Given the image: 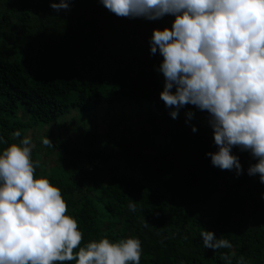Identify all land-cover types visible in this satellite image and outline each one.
Returning a JSON list of instances; mask_svg holds the SVG:
<instances>
[{
    "label": "trees",
    "instance_id": "obj_1",
    "mask_svg": "<svg viewBox=\"0 0 264 264\" xmlns=\"http://www.w3.org/2000/svg\"><path fill=\"white\" fill-rule=\"evenodd\" d=\"M173 19L117 17L99 0H72L59 12L50 0H0V150L17 130L23 137L53 124L72 135L63 141L57 133L52 147L32 149V159L40 162L36 175L60 188L82 246L135 237L140 264H225L222 253L234 254L233 264L241 256L264 264V183L247 174L255 159L233 147L243 173L214 167L207 112L186 105L173 119L160 99L162 57L149 41ZM143 99L148 128L128 115L102 132L83 126L99 109L107 118L119 106L138 113ZM71 112L79 133L72 121L58 123ZM203 229L232 248H204Z\"/></svg>",
    "mask_w": 264,
    "mask_h": 264
},
{
    "label": "clouds",
    "instance_id": "obj_2",
    "mask_svg": "<svg viewBox=\"0 0 264 264\" xmlns=\"http://www.w3.org/2000/svg\"><path fill=\"white\" fill-rule=\"evenodd\" d=\"M71 2L50 0V7L68 11ZM99 2L117 17H174L170 28H153L149 41L150 53L162 57L160 99L173 119L186 105L207 112L217 146L206 153L212 165L242 174L232 153L238 147L256 161L247 174L264 183V0ZM12 137L0 150V264H140L142 247L135 237H102L82 246V231L60 188L36 175L40 162L32 159V137H21L19 130ZM42 143L52 147L47 136ZM128 208L135 212L136 203L130 201ZM200 237L204 248H232L210 230L203 229ZM233 255L222 253L221 259L233 264ZM236 264L248 262L241 256Z\"/></svg>",
    "mask_w": 264,
    "mask_h": 264
},
{
    "label": "rangeland",
    "instance_id": "obj_3",
    "mask_svg": "<svg viewBox=\"0 0 264 264\" xmlns=\"http://www.w3.org/2000/svg\"><path fill=\"white\" fill-rule=\"evenodd\" d=\"M147 100L142 101V107L139 109L140 111L138 113H130V110L128 107H124V106H119L116 107L115 109L112 110L111 114L109 113L108 118L106 116V113L103 109H99L96 112V116L95 119L93 118V116L91 115V113L89 114V117L86 121L83 122V126H87L89 124H94V127L99 130L100 132L105 130V127L108 125L109 121L111 119H119L122 116L128 115V120L133 122L136 126L137 129L140 128H148V123H146V110L148 107L147 104ZM77 115L74 112H71L69 114L64 115L63 117H61L58 120V123L60 125H63L65 122L72 121L73 127L75 128L76 132H80L78 130V123L76 120ZM82 122L80 121V124ZM59 133L61 139H63V141H73L72 135H69L66 133V130L64 127H57L53 124H51L48 127H43V128H35L31 131H28V134L32 137L33 140V144L34 147L33 149H41L43 143H42V138L43 136H47L49 139L52 137H55L56 134ZM50 157H54L55 153H50L49 155Z\"/></svg>",
    "mask_w": 264,
    "mask_h": 264
}]
</instances>
